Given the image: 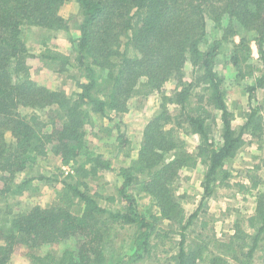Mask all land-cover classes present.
Instances as JSON below:
<instances>
[{
  "label": "trees",
  "instance_id": "trees-1",
  "mask_svg": "<svg viewBox=\"0 0 264 264\" xmlns=\"http://www.w3.org/2000/svg\"><path fill=\"white\" fill-rule=\"evenodd\" d=\"M67 1L0 0V180H5L0 193L13 190L15 175L29 160L46 155L48 143L73 170L63 181V204L36 206L16 217L13 227L33 241L73 237L77 249H73L69 264L102 263L119 230L126 226L134 227L132 253L117 258L116 264L158 260V252L167 255L162 264H253L256 253L264 252V194L259 195L254 214L237 224L225 240L201 232L188 242V229L199 210L189 215L184 208L177 210L175 181L184 168H194L202 160L207 163L205 197L213 195L216 186L231 187V172L225 162L244 147L249 133L259 139L264 132L263 116L257 109L246 113V123L239 129L233 127L223 79L216 71L221 44L214 40L202 48L208 17L226 33H236L233 21L247 32L254 31L263 63L261 75L249 60L253 46L248 36L234 45L230 60L237 78H254L247 87L252 96L264 88V0H76L82 21L73 47L88 80L79 81L81 90L74 96L50 91L32 79L25 59L27 48L20 39V28L25 25L68 29V21L60 13ZM225 18L229 22L226 26ZM44 53L47 62L65 67L71 61L70 55L49 47ZM187 63L192 65L191 79L186 78ZM96 68L106 71L103 81L97 77ZM172 80L177 88L173 95L164 96L162 111L147 123L136 163L119 170L123 177L119 192L125 206L116 210L102 207L98 199L104 196L91 194L90 182L101 170L114 168L112 158L85 148L84 128L91 114L125 111L129 98L161 91ZM102 83L106 84L104 89ZM169 105L180 108L178 116L172 114ZM20 106L52 110L48 120L40 121L36 112L22 115ZM218 116L222 141L216 144L210 136L209 121H217ZM7 129L11 130V141L5 139ZM181 131L202 138L197 151L188 149ZM116 139L118 150L124 149V155L130 157L134 150L131 140L123 133ZM31 181L25 179L14 191ZM136 184L150 196L156 214L141 213L136 196L130 192ZM258 185V180H253L251 187L238 184L245 192ZM164 220H169L167 228L161 226ZM201 227L207 230L208 222L202 221ZM3 228L0 211V237L6 236ZM9 234L13 242L19 236L13 231ZM171 234L180 235L178 244L171 241ZM9 250V245H0V264H8ZM37 259L44 264H61L51 254Z\"/></svg>",
  "mask_w": 264,
  "mask_h": 264
},
{
  "label": "rangeland",
  "instance_id": "rangeland-1",
  "mask_svg": "<svg viewBox=\"0 0 264 264\" xmlns=\"http://www.w3.org/2000/svg\"><path fill=\"white\" fill-rule=\"evenodd\" d=\"M80 10L81 8L76 0H69L61 7L60 13L68 21V29L50 30L45 27L31 25L21 26L20 28V39L27 48L26 65L29 67L32 79L50 91H57L69 96H74L76 92L81 90L78 86L79 81L88 80L84 75L87 71L80 68V64L76 59L77 52L73 47V41L80 36V23L82 21ZM227 19H224L225 26L229 23ZM233 22L237 31L231 34L219 28L216 21L208 17L207 38L202 43V48H208L214 40H218L221 44L220 53L216 58V71L218 76L223 79L225 100L232 112V125L234 128L239 129L241 117L245 118V114L252 109H257L264 117V88L258 89L252 96L247 87L254 82V78H237V71L230 60L233 47L240 41L242 36H248L251 40L253 54L249 56V60L258 67L257 75H261L263 63L254 41L256 33L254 31L247 32L237 21ZM47 47L70 55L71 61L65 64V67L59 62H47L48 60L44 58V50ZM63 67L64 70H61ZM96 69L97 77L100 81H103L106 78V71ZM185 72L187 79L193 78L190 63H187ZM104 85L106 86L104 83L101 84V89H104ZM175 88H177V82L172 80L166 83L161 91L129 98L125 111L114 113L107 110L105 115L100 113L91 114L89 122L84 128L85 148L88 146L95 155L102 154L106 159L112 158L114 168L113 171L101 170L97 178L92 179L90 182L91 194L98 192L104 196V198L98 199L102 207H106L108 210H116L125 206L119 192V188L123 184V177L119 170L122 167H128L136 163L138 149L147 123L154 115L162 111L161 105L165 102L164 96L167 94L173 95ZM193 100H196L195 96ZM170 108L172 114L178 116L180 108L175 105ZM51 110L52 107H19L22 115H31L36 112L40 115V121L48 120L50 117L49 111ZM236 116L239 117V120ZM209 124L211 126L210 136L212 141L218 144L222 141L220 116H218L217 121H209ZM61 125L60 122L58 126ZM119 125L121 127L120 132L118 130ZM120 133L125 134L133 143V148L137 149V151L131 153L130 157L124 155V149L118 150L116 137ZM181 135L188 149L192 152L197 151L202 138L199 135L188 134L185 131H181ZM5 139L7 141L12 140L10 129L5 131ZM258 141L264 145V136L259 138ZM46 146V155L40 156L41 158L35 161L29 160L25 169L15 175V179L11 183L13 190L6 194L0 193L1 223L5 227L3 228L4 235L6 234V236L0 237V245H9L8 264H44L37 259V256L44 257L47 254H51L58 262L61 261V264L65 260L64 264H69L73 249H77V241L73 237L64 240L42 241V239H37L33 241L25 235L18 234L17 229L12 224L16 217L36 206L45 208L55 204H63L62 198L65 192L63 181L67 175L64 166H68V164H63L62 158L51 151L52 143H48ZM263 151L245 148L234 158L227 160L225 167L231 172L229 179L231 187L216 186L214 194L210 196L205 197L203 185L207 172L206 161L201 160L196 167L184 168L179 173L178 179L175 181V196L179 204L177 210L184 208L188 215L199 210L194 225L188 229V242H193L194 237L201 232L225 240L235 232L237 224L242 223L244 219L254 214L258 197L260 194H264V184L258 189L252 190V192H245L240 191V187L238 185L233 186L232 183L245 180L247 176H252L254 180H260V176H263L264 171L256 173L258 170H255V172L249 174L247 169L255 163H263ZM43 176L50 180L41 179ZM28 178L32 179L29 184L22 190L14 191L16 186ZM250 182H253V180ZM4 183V179L0 180V189ZM130 192L136 196L142 214L147 216L156 214L157 208L150 196L143 191L142 185L132 186ZM109 197H115L117 200L112 202L108 199ZM168 221L164 220L161 226L167 228ZM202 221L208 222V231L202 229ZM12 231L19 235L15 236L14 242L8 237ZM133 233V226L120 229L114 243L111 245L112 249L107 251L105 261L102 263L94 262V264H116L123 254H131L133 242L130 237ZM171 238L172 240L169 239L174 244H178L180 235L171 234ZM156 256L158 260L155 258L142 259L125 264H162L167 255L158 252ZM253 264H264L263 251L256 253Z\"/></svg>",
  "mask_w": 264,
  "mask_h": 264
},
{
  "label": "crops",
  "instance_id": "crops-1",
  "mask_svg": "<svg viewBox=\"0 0 264 264\" xmlns=\"http://www.w3.org/2000/svg\"><path fill=\"white\" fill-rule=\"evenodd\" d=\"M170 107H172V106H174V105H169ZM245 116H246V114H245ZM236 118H238V120H239V117H237L236 116ZM264 118V117H263ZM241 124H240V126H242L243 124H245L246 123V117L245 118H243V117H241ZM239 126V125H238ZM262 136H264V132L262 133ZM261 136V137H262ZM245 148H247V149H258V150H264V145L263 144H261V142L260 141H258V139H257V137H254V136H252V134L251 133H249V136H248V139H247V143L244 145V147H242L240 150H239V152L242 150H244ZM136 149V148H135ZM133 150V152L134 151H137V149L136 150ZM138 151H139V149H138ZM238 152V153H239ZM264 152V151H263ZM237 153V154H238ZM242 154V153H241ZM256 157V156H255ZM258 160H259V157H258ZM256 168H258V169H256ZM255 170L257 171L256 173H261L262 171H264V161H263V163H255V165L253 164V166H250L248 169H247V173H249V174H251V172H255ZM261 178H260V180H259V185H258V187H260L262 184H264V174H263V176H260ZM251 180H254L253 179V177L252 176H247V178L245 179V180H240V181H237L236 183H232V185L233 186H237L239 183L240 184H245L247 187H251V185H252V183L253 182H250ZM256 180V179H255ZM258 187H257V189H258ZM252 190H255V189H252ZM252 190L250 191V192H252Z\"/></svg>",
  "mask_w": 264,
  "mask_h": 264
},
{
  "label": "built area",
  "instance_id": "built-area-1",
  "mask_svg": "<svg viewBox=\"0 0 264 264\" xmlns=\"http://www.w3.org/2000/svg\"><path fill=\"white\" fill-rule=\"evenodd\" d=\"M65 168V170H66V173L68 174L69 172H72L73 170H72V165L71 164H68V166H64Z\"/></svg>",
  "mask_w": 264,
  "mask_h": 264
}]
</instances>
